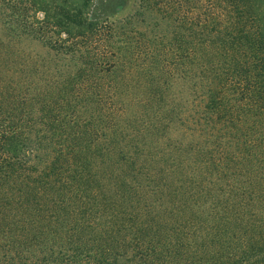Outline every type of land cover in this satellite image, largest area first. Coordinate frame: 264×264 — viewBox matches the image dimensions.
I'll use <instances>...</instances> for the list:
<instances>
[{
  "label": "trees",
  "instance_id": "obj_1",
  "mask_svg": "<svg viewBox=\"0 0 264 264\" xmlns=\"http://www.w3.org/2000/svg\"><path fill=\"white\" fill-rule=\"evenodd\" d=\"M92 1L0 0V264H264V0Z\"/></svg>",
  "mask_w": 264,
  "mask_h": 264
},
{
  "label": "rangeland",
  "instance_id": "obj_2",
  "mask_svg": "<svg viewBox=\"0 0 264 264\" xmlns=\"http://www.w3.org/2000/svg\"><path fill=\"white\" fill-rule=\"evenodd\" d=\"M139 0H93L92 1V6H91V16L98 18L100 20H105V21H111V20H120L122 18L127 17L129 14H133L134 11L136 9H138L139 7ZM41 14V13H40ZM2 19H7V17L5 15H1L0 14V24ZM0 36L1 35V29H0ZM8 38V37H7ZM6 38V39H7ZM29 43L24 42V45H28ZM18 51L17 54V60L19 61V63L22 66L29 67V64H31V58L32 56H41L45 54L44 48L42 46V44L39 41H33L32 43H30L28 46H23V45H11V44H5L4 46H2V56L4 60L9 61L15 59V55L16 52ZM168 67L169 69L172 70V65H168V66H164V68ZM6 66H2V71L5 70ZM16 67H13V69H15ZM171 70L167 71V73H169ZM24 73H29L28 70H26ZM118 74H111L109 75L107 78L108 79H116L115 77H113L114 75L117 76L118 82H120V79L122 77V75L124 74L122 72V74L119 75ZM28 75V74H27ZM165 75V72H164ZM12 78L13 80L16 81V77H9ZM177 89V87L175 88V90ZM172 92L173 89H171ZM126 100V98H123ZM246 111L252 113L251 111H249V108H244ZM130 116V120H135L136 118H144L145 123L147 125V123L152 119V117L155 116L154 112H152L151 110L148 109H143L142 107H140L139 105H137L136 103L134 104L133 107H130L129 104L127 106V108L124 111L123 116L127 117ZM248 117L251 119V121H259L260 122V126L259 129H264V121L260 120L259 118L255 117L253 114H248ZM139 120V119H138ZM247 122V121H245ZM250 124H248L247 126H249ZM180 126H178L179 128ZM177 131H174L172 133L169 134V136L175 137L176 136ZM188 139V137H187ZM191 139V138H190ZM165 147V145H164ZM5 187L8 188V194H9V200H12L14 197H16V193L14 191H11L10 188L8 187V185H3ZM2 196H4L2 194ZM17 199V197H16ZM12 205L15 207L14 204V199L12 201ZM1 236V235H0Z\"/></svg>",
  "mask_w": 264,
  "mask_h": 264
}]
</instances>
